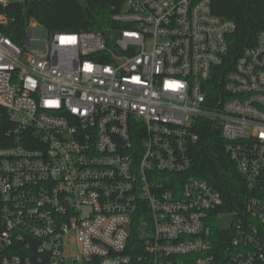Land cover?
Segmentation results:
<instances>
[{
	"label": "built area",
	"instance_id": "built-area-1",
	"mask_svg": "<svg viewBox=\"0 0 264 264\" xmlns=\"http://www.w3.org/2000/svg\"><path fill=\"white\" fill-rule=\"evenodd\" d=\"M24 1L0 0V264H216V230L223 264H264V31L218 87L235 25L210 0H118L120 29L31 22L21 47L5 9ZM203 120L238 210L187 177Z\"/></svg>",
	"mask_w": 264,
	"mask_h": 264
},
{
	"label": "trees",
	"instance_id": "trees-1",
	"mask_svg": "<svg viewBox=\"0 0 264 264\" xmlns=\"http://www.w3.org/2000/svg\"><path fill=\"white\" fill-rule=\"evenodd\" d=\"M113 6H118V0H25L5 9L9 24L5 27L4 34L21 47L24 44L25 30L31 22L44 29L48 35L79 32L104 35L106 29L121 28L110 21ZM210 6L214 15L230 20L235 25L234 31L228 36L229 51L217 84L220 87L223 82L222 74L232 69L244 49L254 46L256 36L264 31V0H210ZM197 132L199 141L190 148L192 165L187 177L203 179L213 186L221 194L222 211L238 210V202L243 194L241 183L223 152L218 125L203 120L201 129ZM227 245L228 239L223 232L216 230V264L224 263ZM131 246L132 257L142 252L136 233L131 239ZM130 264L142 263L132 261Z\"/></svg>",
	"mask_w": 264,
	"mask_h": 264
},
{
	"label": "rangeland",
	"instance_id": "rangeland-1",
	"mask_svg": "<svg viewBox=\"0 0 264 264\" xmlns=\"http://www.w3.org/2000/svg\"><path fill=\"white\" fill-rule=\"evenodd\" d=\"M41 30L44 31V29H41ZM36 54H40V53L37 52Z\"/></svg>",
	"mask_w": 264,
	"mask_h": 264
}]
</instances>
